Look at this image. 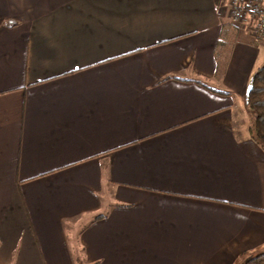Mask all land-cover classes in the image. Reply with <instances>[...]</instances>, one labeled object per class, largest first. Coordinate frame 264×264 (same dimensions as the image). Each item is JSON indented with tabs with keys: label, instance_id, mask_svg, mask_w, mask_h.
Returning <instances> with one entry per match:
<instances>
[{
	"label": "crops",
	"instance_id": "obj_1",
	"mask_svg": "<svg viewBox=\"0 0 264 264\" xmlns=\"http://www.w3.org/2000/svg\"><path fill=\"white\" fill-rule=\"evenodd\" d=\"M263 61L225 0H0V264L264 253Z\"/></svg>",
	"mask_w": 264,
	"mask_h": 264
},
{
	"label": "trees",
	"instance_id": "obj_2",
	"mask_svg": "<svg viewBox=\"0 0 264 264\" xmlns=\"http://www.w3.org/2000/svg\"><path fill=\"white\" fill-rule=\"evenodd\" d=\"M244 104L252 116L251 136L264 149V61L250 78ZM242 264H264V253L247 258Z\"/></svg>",
	"mask_w": 264,
	"mask_h": 264
},
{
	"label": "built area",
	"instance_id": "obj_3",
	"mask_svg": "<svg viewBox=\"0 0 264 264\" xmlns=\"http://www.w3.org/2000/svg\"><path fill=\"white\" fill-rule=\"evenodd\" d=\"M230 7L231 17L242 20L247 17L254 21L257 37H264V0H225Z\"/></svg>",
	"mask_w": 264,
	"mask_h": 264
}]
</instances>
